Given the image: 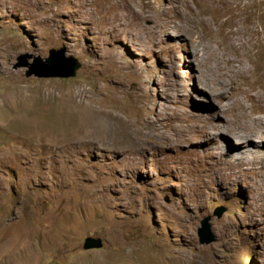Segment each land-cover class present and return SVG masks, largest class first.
I'll list each match as a JSON object with an SVG mask.
<instances>
[{
    "label": "rangeland",
    "instance_id": "obj_1",
    "mask_svg": "<svg viewBox=\"0 0 264 264\" xmlns=\"http://www.w3.org/2000/svg\"><path fill=\"white\" fill-rule=\"evenodd\" d=\"M51 49L75 76L15 67ZM239 100L264 118V0H0V264H264V140Z\"/></svg>",
    "mask_w": 264,
    "mask_h": 264
},
{
    "label": "water",
    "instance_id": "obj_2",
    "mask_svg": "<svg viewBox=\"0 0 264 264\" xmlns=\"http://www.w3.org/2000/svg\"><path fill=\"white\" fill-rule=\"evenodd\" d=\"M33 57L30 54H22L18 58L15 67H28L27 75H36L39 77H71L77 74L78 69L82 66V62L75 56H65L64 50L51 49L46 60L37 58L34 62L29 61ZM224 210L220 209L215 212L217 216H222ZM211 216L205 217L201 221L199 228V239L201 243H209L215 240V236L210 231ZM103 241L101 237L87 236L86 248H101Z\"/></svg>",
    "mask_w": 264,
    "mask_h": 264
},
{
    "label": "bare ground",
    "instance_id": "obj_3",
    "mask_svg": "<svg viewBox=\"0 0 264 264\" xmlns=\"http://www.w3.org/2000/svg\"><path fill=\"white\" fill-rule=\"evenodd\" d=\"M253 16L251 13H247V14H242L239 15L238 17L235 18L234 20V24L232 25V29H228L227 33L228 36L230 38V42L233 45L234 44V39L237 36V33L239 30H243L246 29L250 30L253 34L256 33L255 28L257 27V25L253 22ZM263 19V18H262ZM198 26L201 29L202 32H208V33H212L214 31V29H212L209 24L205 23V21L203 20H199L198 22ZM242 47H238L237 44L234 45V56L229 55L227 56L226 60L229 63L230 67L228 68V73H229V86H233V82L235 83V86L237 87V89L240 91L241 93V89L239 86V81H238V76L241 77L243 76V73H240L239 75L237 74L241 68H234V64L236 62L241 63L242 67L244 65V60L247 59L249 60L251 58L252 55H247L245 51V46L241 45ZM260 49L252 46L250 48V51H254L255 54L258 53ZM237 65V64H236ZM246 69V68H245ZM219 91H221V89L219 88ZM243 95V93H241ZM221 97H222V93H221ZM237 108H238V113L235 115L234 120L236 122H240V120L238 119L239 117H246L248 118V124L246 126V128L243 130V137L245 139H256V140H264V118L262 117H252L247 113L246 111V105L244 104L243 100H239L237 102ZM230 133V132H229ZM239 143L244 141V140H237ZM238 158V157H236ZM240 157L239 159L241 160ZM239 160V161H240Z\"/></svg>",
    "mask_w": 264,
    "mask_h": 264
}]
</instances>
